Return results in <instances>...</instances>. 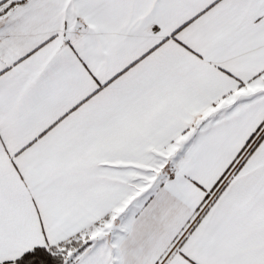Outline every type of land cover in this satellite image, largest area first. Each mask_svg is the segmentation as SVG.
<instances>
[{
	"label": "snow or ice",
	"instance_id": "snow-or-ice-1",
	"mask_svg": "<svg viewBox=\"0 0 264 264\" xmlns=\"http://www.w3.org/2000/svg\"><path fill=\"white\" fill-rule=\"evenodd\" d=\"M0 264H264V0H0Z\"/></svg>",
	"mask_w": 264,
	"mask_h": 264
}]
</instances>
